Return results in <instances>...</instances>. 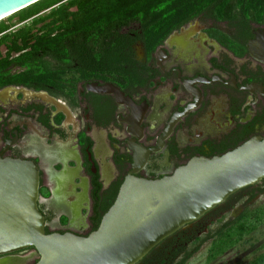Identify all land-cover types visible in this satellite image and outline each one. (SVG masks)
<instances>
[{"label": "flooded vegetation", "instance_id": "flooded-vegetation-1", "mask_svg": "<svg viewBox=\"0 0 264 264\" xmlns=\"http://www.w3.org/2000/svg\"><path fill=\"white\" fill-rule=\"evenodd\" d=\"M51 21L36 25L28 43L36 35L55 39L53 53H43V40L36 64L0 66V157L36 165L46 233L86 236L96 230L95 210L116 197L128 175L158 179L192 158L219 156L264 137V13L259 20H220L204 11L151 38L136 21L112 36L67 32L69 22L62 20L47 33ZM6 53L1 45L0 60ZM247 214L264 215V178L164 239L136 264H175L208 240L221 256L231 244L221 238ZM254 254L247 264H264V249ZM208 255L207 261L213 257ZM36 257L30 247L0 261L33 264Z\"/></svg>", "mask_w": 264, "mask_h": 264}, {"label": "water", "instance_id": "water-1", "mask_svg": "<svg viewBox=\"0 0 264 264\" xmlns=\"http://www.w3.org/2000/svg\"><path fill=\"white\" fill-rule=\"evenodd\" d=\"M38 1L0 0V21ZM263 178L260 136L219 156L192 158L158 179L128 175L97 229L80 236L46 233L36 165L0 157V256L32 247L33 264H136L164 239Z\"/></svg>", "mask_w": 264, "mask_h": 264}, {"label": "trees", "instance_id": "trees-1", "mask_svg": "<svg viewBox=\"0 0 264 264\" xmlns=\"http://www.w3.org/2000/svg\"><path fill=\"white\" fill-rule=\"evenodd\" d=\"M55 5L58 6L56 9H54ZM73 6L76 8L74 11L70 10ZM47 9L51 10L50 13L45 17L35 19L32 26L19 28L0 39V46L4 45L7 48L5 58L0 60V66L6 67L12 63L19 65L36 64L44 38L36 35L33 45L30 46L28 42L31 40L33 28L47 18L52 19L48 23L52 27H48L47 33L54 31V25L57 21L69 22V19H74L71 20V23H66L67 32L77 29L80 32L99 33L101 35L106 32L112 36L122 26L136 21L143 26L147 37L151 38L154 34L163 37L173 26L204 11H210L214 17L220 20L238 17L259 20L264 13V0H40L13 15L17 16L18 21H25L30 18L34 19L36 15ZM8 27L10 26L5 20L0 21V33ZM38 31L36 30V32ZM44 42L46 43L43 52L45 54L53 53L57 48L55 39H46ZM27 47L31 48L30 51L8 59L12 53L22 51ZM98 190L99 185L96 184L95 196ZM114 198L107 202L102 211L95 210L96 217L93 218V229L97 228L102 215L111 206ZM180 239L182 241V238ZM230 239L228 234L225 241ZM214 248L210 249V256L215 253L216 249ZM198 249L199 246L175 264H184ZM172 261L174 260L172 259Z\"/></svg>", "mask_w": 264, "mask_h": 264}, {"label": "rangeland", "instance_id": "rangeland-1", "mask_svg": "<svg viewBox=\"0 0 264 264\" xmlns=\"http://www.w3.org/2000/svg\"><path fill=\"white\" fill-rule=\"evenodd\" d=\"M63 2L66 3L65 1ZM57 7L55 5L54 9ZM50 11V9L44 10L36 15L34 19H27L23 23H19L17 16L14 15H10L2 20H5V22L10 26V29L7 31V33H12L18 30V28L31 26L35 19L47 16ZM35 28H37V26L33 29ZM1 48L3 50V47ZM75 214L78 216V210H76V208ZM254 214H257V212ZM229 231L230 234H232V237L231 240H228V242H231V244L225 246V249L222 252V254L224 253L223 255L217 256L216 253H214L213 257L208 258L207 261L206 256L209 254L210 249L214 246V242H211L212 240H208L200 247L199 251L193 254V257L189 259L186 264H247L250 261V258L255 255V251H261L264 249L263 214L252 216L247 214L241 220L234 222L233 226L229 228ZM221 239L225 240V238ZM253 248H255V250L254 252H251ZM210 254L208 256H210ZM31 263L32 260L28 264Z\"/></svg>", "mask_w": 264, "mask_h": 264}, {"label": "bare ground", "instance_id": "bare-ground-1", "mask_svg": "<svg viewBox=\"0 0 264 264\" xmlns=\"http://www.w3.org/2000/svg\"><path fill=\"white\" fill-rule=\"evenodd\" d=\"M0 264H3V263L0 261Z\"/></svg>", "mask_w": 264, "mask_h": 264}]
</instances>
